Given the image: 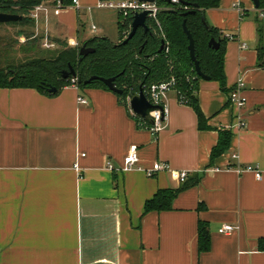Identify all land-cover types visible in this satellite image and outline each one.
I'll use <instances>...</instances> for the list:
<instances>
[{
    "label": "crops",
    "instance_id": "crops-1",
    "mask_svg": "<svg viewBox=\"0 0 264 264\" xmlns=\"http://www.w3.org/2000/svg\"><path fill=\"white\" fill-rule=\"evenodd\" d=\"M58 1H42L32 17L34 35L56 53L90 38L81 32L80 10L100 0H78L77 7ZM203 15L223 36L233 35L225 42V85L230 91L243 81L245 97L235 107L216 80L198 81L205 128L175 90L166 93L155 134L138 127L109 88H0V264H264V66L256 49L264 17L251 0H219ZM121 32L110 20L103 24L111 41ZM219 128L230 129V144L211 163ZM131 145L136 167L110 169L108 163L122 165ZM155 162L168 168L148 174ZM246 165L261 177L242 170ZM195 178L169 210L144 212L158 189ZM199 220L209 230L206 251L198 250ZM223 224L235 229L220 233Z\"/></svg>",
    "mask_w": 264,
    "mask_h": 264
},
{
    "label": "trees",
    "instance_id": "trees-1",
    "mask_svg": "<svg viewBox=\"0 0 264 264\" xmlns=\"http://www.w3.org/2000/svg\"><path fill=\"white\" fill-rule=\"evenodd\" d=\"M42 1L44 0H0V11L22 15L20 20L10 23L29 28L34 26L30 11ZM60 2L71 4L72 0H61ZM155 2L160 8L157 14L158 24L147 18L148 31L145 32L140 27L130 39L123 43V39L130 30L131 16L123 18L119 14L118 25L123 32H121L119 41L114 42L108 37L100 36L88 38L82 43L93 47L94 51L84 56L78 53L80 46L64 47L48 58L33 56L25 61L10 60L3 64L1 62L3 57H7L14 50L15 39L0 37V44L2 43V47L0 46V88L32 87L42 93L55 94L62 87L71 84V76L62 78V71L68 70L69 65H72L76 72V84L81 88L99 86L108 89L100 80L94 79L87 84L84 81L92 75L114 77L115 86L122 89L121 94L116 93L119 100L126 105L138 127L149 129L152 122L132 114L127 104V97L136 94L140 88L174 77L178 100L181 95L184 96V104L191 106L197 115L199 128L207 127L197 99L198 81L202 79L194 70L188 50V38L183 30L182 22L186 21V27L192 35L194 53L201 71L208 75L210 80H216L220 88L230 94L232 90L229 91L226 88L223 70L225 42L228 38L210 26L206 20H202L204 10L218 6L219 0H178L174 3L171 0H155ZM258 2L257 10L264 17V0H258ZM192 3H197L199 7L194 13L184 15L186 11L193 9ZM25 32L21 29L16 33L18 35L25 34ZM26 36L27 39H32V44L21 46L20 51L28 54L35 51L36 38L31 31ZM210 38L219 42L217 49L208 45ZM161 41H164V48L159 51ZM256 49L259 65L264 66V21L259 26ZM50 86H54L56 91L49 92ZM230 139V129H218V141L210 154L211 163L215 157L229 148ZM196 182L195 178L178 189H158L153 197L145 201L144 212L169 210L176 194ZM197 244L199 251H206L210 247L207 223L202 220L197 223ZM258 247L264 250V238L259 239Z\"/></svg>",
    "mask_w": 264,
    "mask_h": 264
},
{
    "label": "built area",
    "instance_id": "built-area-1",
    "mask_svg": "<svg viewBox=\"0 0 264 264\" xmlns=\"http://www.w3.org/2000/svg\"><path fill=\"white\" fill-rule=\"evenodd\" d=\"M178 0H171V2H177ZM58 6L61 5V2L58 1ZM72 5L78 6V0H72ZM96 7L98 8H108V9H115L123 18H126L128 16H131L133 12L135 11H142V10H147V18L152 19L155 21L157 24L159 23L157 14L159 11V6L156 4V2H147V1H139V0H100ZM42 5L38 4L35 5L31 12L30 16L31 17H37V11L42 9ZM95 25L91 26V29L94 31L95 30ZM227 38L231 39L233 38V35H225ZM46 46V44L44 43ZM242 47H245V44L241 45ZM71 84L72 85H77L76 84V78L71 77ZM243 81L239 80L236 83L235 88L230 92L229 94V102L235 106L241 108L244 103H245V97L242 95L241 90L243 87ZM176 86V80L174 77H170L169 79H166L164 81H160L157 83H152L148 85L145 88H142L143 93L145 94L146 98L148 101L152 104L159 105L162 107V110H153L150 112V117L152 118V125L150 126L149 130L152 131L153 133H157L161 128H162V122L165 117V108H164V103L163 100L166 96V93L170 90H175ZM138 93V92H137ZM132 95H129L127 97V104L129 105V99ZM184 96L179 97V101L184 103ZM77 101L81 103H86V99L77 96ZM242 124V122H241ZM235 156V155H233ZM138 161V156L136 153V146L131 145L129 148L128 153L124 156L122 165L120 167L114 168L111 164L108 163V167L110 169L114 170H120V171H125L129 170L133 167H136ZM168 168L167 163H161V162H155L152 166V168L147 169L148 174H152V172L159 170V169H164ZM242 170H248V171H253L255 176L257 178L261 177V173L256 165H246L243 167ZM187 177V171H180L179 172V178L181 181H184ZM235 229V227L231 224H223L218 231L220 233H228L232 232Z\"/></svg>",
    "mask_w": 264,
    "mask_h": 264
},
{
    "label": "water",
    "instance_id": "water-1",
    "mask_svg": "<svg viewBox=\"0 0 264 264\" xmlns=\"http://www.w3.org/2000/svg\"><path fill=\"white\" fill-rule=\"evenodd\" d=\"M61 1V0H60ZM139 1H147V2H154L155 0H139ZM254 8H258L259 2L258 0H251ZM191 6L193 9L186 11L184 15L194 13L195 10L199 7L197 3H192ZM147 10H142V11H135L131 15V23H130V30L127 34V36L123 39V43L126 42L128 39H130L136 32L138 28H142L145 32L148 31V25L146 23L147 20ZM22 18V15L16 14V13H9V12H2L0 11V23H8L16 20H20ZM202 20L205 21L204 15H202ZM186 21L183 20L182 22V27L184 32L187 35L188 38V50H189V55L190 58L193 62L194 65V70L196 74L203 80H209L210 77L206 74H204L201 71L199 61L197 60L195 53H194V41L192 38L191 33L186 27ZM208 45L214 49H217L219 47V42L216 41L214 38H210ZM164 48V41H161L159 51H161ZM94 51L93 47L87 46L86 43H82L81 46L79 47L78 53L80 56L87 55L88 53H91ZM75 77L76 72L73 68L72 65H69L68 70H63L62 71V78H67V77ZM100 80L102 81L110 90H112L115 93H122V89H119L115 86L114 82V77H102L98 75H92L88 79L84 81L85 84L89 83L91 80ZM49 92H55L56 88L54 86H50L48 88ZM129 108L131 112L140 117L141 119H147L150 122H152V118L150 117V112L153 110H162V107L159 105L152 104L148 101L146 98L145 94L142 91V88L139 89L138 93L133 94L130 99H129Z\"/></svg>",
    "mask_w": 264,
    "mask_h": 264
},
{
    "label": "rangeland",
    "instance_id": "rangeland-1",
    "mask_svg": "<svg viewBox=\"0 0 264 264\" xmlns=\"http://www.w3.org/2000/svg\"><path fill=\"white\" fill-rule=\"evenodd\" d=\"M117 1V0H116ZM110 20V24H114L115 28L117 25V11L115 9H108V8H98V7H91L90 9H82L80 10V21H81V32L87 36V37H94V36H100L103 37V24H107V22ZM94 24L96 26L95 32L91 31V25ZM25 30V34H18L17 31L19 30ZM35 28L33 27H25V28H19L17 25H13L12 23H0V37H6L7 39H15L14 43V50L9 53L7 57H3L1 62L3 64H6V61H25L28 59V57L33 56H39V57H51L52 55L56 54V51H54L51 48H47L44 44L40 43L39 37L36 38L35 43V51L30 52L28 54L23 53V51H20L21 46H27L29 44H32V39L28 38L27 36L30 31L33 33V30ZM35 31V30H34ZM107 36L114 37L115 35V29L112 28V26L107 27ZM29 32V33H28ZM28 33V34H26ZM34 34V33H33ZM2 47V43L0 44ZM3 49V48H1Z\"/></svg>",
    "mask_w": 264,
    "mask_h": 264
}]
</instances>
